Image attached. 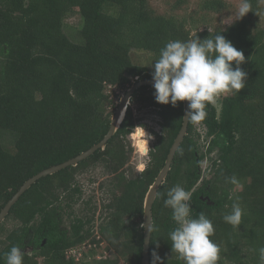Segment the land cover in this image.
Returning <instances> with one entry per match:
<instances>
[{
    "label": "trees",
    "instance_id": "1",
    "mask_svg": "<svg viewBox=\"0 0 264 264\" xmlns=\"http://www.w3.org/2000/svg\"><path fill=\"white\" fill-rule=\"evenodd\" d=\"M249 3L251 10L242 19L237 16L221 26L213 17L228 9L226 0H201L192 12L187 10L189 0L167 2L165 10L151 0H0V129L16 136L12 147L0 140V212L30 177L104 138L121 91L152 78L154 67L135 63L133 50L153 53L157 60L169 41L197 36L203 40L222 32L244 53L245 87L222 94L220 110L206 105L201 121L210 139L206 151H201L196 124L189 123L153 204L150 264L153 252L160 257L157 264H184L172 251L169 232L176 225L172 210L164 207L167 191L176 185L191 193V216L198 218L203 212L212 221L211 239L220 247L217 264H259L258 249L264 246V0ZM75 12L81 17V41L64 30L65 19ZM154 91L152 85H144L134 92L105 148L43 176L18 199L0 223V264H5L12 246L22 250L23 264L142 263L145 198L184 116L183 101L175 107L158 103ZM132 104L154 107L161 128L153 131L156 139L146 168L128 177L124 139L136 126ZM214 151L212 175L197 185L201 163ZM99 162L114 174L99 225L110 254L98 259L96 250L86 249L81 258L68 257L69 249L87 240L101 242L92 233L94 215L75 216L70 227L65 219L75 194L81 193L74 183L77 173ZM232 176L236 184L226 179ZM65 193L67 202L62 199ZM237 197L243 214L241 224L233 227L223 216ZM7 220L18 225L9 229Z\"/></svg>",
    "mask_w": 264,
    "mask_h": 264
},
{
    "label": "clouds",
    "instance_id": "2",
    "mask_svg": "<svg viewBox=\"0 0 264 264\" xmlns=\"http://www.w3.org/2000/svg\"><path fill=\"white\" fill-rule=\"evenodd\" d=\"M250 10L249 0H241L236 13L238 19H242ZM244 62L243 51L238 50L222 32L203 40L197 36L187 41H169L152 64L155 100L174 107L181 101H188L185 121L198 124L206 117L207 104H215L222 94L233 90L239 92L245 87L247 73L241 67ZM226 179L232 184L238 182L235 176ZM190 199L191 193L180 185L167 191L164 207L172 210L176 225L169 232L172 251L179 254L184 264H217L220 247L211 239L215 231L213 223L203 212L198 218L191 216ZM242 214L237 197L231 211L223 219L238 227ZM100 239L102 241V237ZM258 253L259 264H264V246L258 249ZM153 258V264L160 260L155 252ZM5 264H23L22 250L12 246L5 254Z\"/></svg>",
    "mask_w": 264,
    "mask_h": 264
},
{
    "label": "rangeland",
    "instance_id": "3",
    "mask_svg": "<svg viewBox=\"0 0 264 264\" xmlns=\"http://www.w3.org/2000/svg\"><path fill=\"white\" fill-rule=\"evenodd\" d=\"M152 3L160 8L161 10H165L170 2L173 3V0H151ZM201 0H189V4L187 5V10L189 12L194 11L197 8V5ZM229 2V7L224 11L223 14L214 19L213 22L216 25L227 26V24L231 23L235 17H237V9L241 4V0H226ZM80 24L81 17L78 12L72 13L65 19V27L64 30L70 36V38L74 41H81V33H80ZM132 58L135 63L143 64L149 67H153L152 64L156 61V58L153 53L142 51V50H133ZM120 92V90H117ZM121 91V96H122ZM131 104V103H130ZM133 105V104H132ZM215 105L218 110L221 108V96L216 99ZM134 118L136 119V126L131 134L125 137V144L127 145V149L129 152V160L126 165L127 176L134 177L136 175L141 174V172L146 168L149 161V151L153 147V143L156 139L154 135V130L159 131L161 117L158 114V111L154 107H139L138 104H134ZM197 132L199 133V145L201 151H206L209 140L206 135V128L203 126L201 122L195 125ZM0 140L7 147H12L15 144L16 136L13 132L8 130L0 129ZM217 155V151L212 152L208 155L201 163V179L198 181L197 185L200 184L203 178H210L212 175V159H214ZM114 176V174L109 173L102 162L91 164L88 167L84 168L76 175V180L74 183L78 184L81 189V193L75 194V202L72 204V208H69L71 214L69 216H65L66 225L70 227L72 221L75 216H82L86 218V216H93V221L91 226H93V236H97V230L99 229V225L103 222V217L106 214V211L103 208L104 200L108 199L107 193V184L108 181ZM103 185L105 187H103ZM74 186V185H73ZM72 192V191H71ZM62 199L64 202H67L69 198L66 193L63 194ZM91 200L90 204L87 205L86 202ZM89 207L91 209H89ZM103 216V217H102ZM7 228L11 229L18 225V222L14 220L6 221ZM98 227V228H97ZM101 236V235H100ZM104 244L101 247V251L103 247H106L107 242L102 239ZM107 248V247H106ZM110 250V249H109ZM27 252L31 253L32 250L30 248L27 249ZM110 251H108V255ZM107 255V256H108ZM96 257V255L94 256ZM93 258V257H91ZM90 258V260H91ZM98 258V257H96ZM99 259V258H98ZM41 260V259H40ZM42 261V260H41ZM89 261V260H87Z\"/></svg>",
    "mask_w": 264,
    "mask_h": 264
},
{
    "label": "water",
    "instance_id": "4",
    "mask_svg": "<svg viewBox=\"0 0 264 264\" xmlns=\"http://www.w3.org/2000/svg\"><path fill=\"white\" fill-rule=\"evenodd\" d=\"M154 81L153 78H146L142 80H138L132 84V86L127 90L126 93L122 95L120 100L118 101V106L115 110V113L112 116L111 124L109 127L108 132L104 136V138L99 141L98 143L91 146L89 149L82 151L80 154L70 158L62 163L50 166L48 168L43 169L42 171L38 172L34 176L30 177L25 183L20 187V189L14 194V196L6 203L3 209L0 212V223L7 217L9 214L12 206L18 201V199L40 178L43 176H47L50 174H54L68 166L77 165L79 162L87 159L92 154H94L98 149L105 148L107 142L114 136L117 129L119 128L122 120L125 117L126 110L128 105L130 104L131 98L134 92L144 85H153ZM184 102V116L188 110V101ZM124 112V117L122 118V114ZM183 116V123L179 133L177 134L168 156L165 161V165L159 172L158 176L156 177L154 183L150 186L149 191L145 198L144 203V248H143V258L141 264H150V247H151V238H152V226H153V204L156 199L158 189L160 185L164 182L166 176L168 175L172 163L175 157L177 150L179 149L183 139L185 138L186 134L188 133L189 123ZM31 249V248H30Z\"/></svg>",
    "mask_w": 264,
    "mask_h": 264
},
{
    "label": "built area",
    "instance_id": "5",
    "mask_svg": "<svg viewBox=\"0 0 264 264\" xmlns=\"http://www.w3.org/2000/svg\"><path fill=\"white\" fill-rule=\"evenodd\" d=\"M100 237H101L100 235H97V239H100ZM103 244H104L103 241H101L99 245H98V243L92 244L88 241V242H85L80 247H73V248L69 249L67 251V256L70 257V256L74 255V256H77L78 258H81V257H83V250L94 249L97 251L96 257H98L99 259H101L103 257L105 258L108 255L109 249L106 247H103L104 248L103 250H105V251L100 252Z\"/></svg>",
    "mask_w": 264,
    "mask_h": 264
},
{
    "label": "bare ground",
    "instance_id": "6",
    "mask_svg": "<svg viewBox=\"0 0 264 264\" xmlns=\"http://www.w3.org/2000/svg\"><path fill=\"white\" fill-rule=\"evenodd\" d=\"M124 117V112H123V114H122V118Z\"/></svg>",
    "mask_w": 264,
    "mask_h": 264
},
{
    "label": "flooded vegetation",
    "instance_id": "7",
    "mask_svg": "<svg viewBox=\"0 0 264 264\" xmlns=\"http://www.w3.org/2000/svg\"><path fill=\"white\" fill-rule=\"evenodd\" d=\"M27 250V249H26Z\"/></svg>",
    "mask_w": 264,
    "mask_h": 264
}]
</instances>
